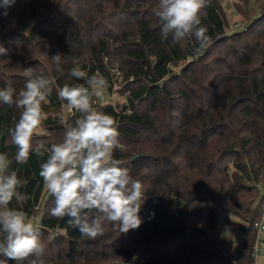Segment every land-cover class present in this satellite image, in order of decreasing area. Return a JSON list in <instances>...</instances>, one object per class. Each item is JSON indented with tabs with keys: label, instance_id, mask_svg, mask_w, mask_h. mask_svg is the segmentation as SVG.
<instances>
[{
	"label": "trees",
	"instance_id": "1",
	"mask_svg": "<svg viewBox=\"0 0 264 264\" xmlns=\"http://www.w3.org/2000/svg\"><path fill=\"white\" fill-rule=\"evenodd\" d=\"M242 1L246 29L230 30L220 1L212 0L202 20L211 39L194 53L192 38L161 37L152 13L157 0H15L8 9L0 0V45L8 50L0 56V88L11 82L18 92L26 68L55 80L48 104L57 111L43 125L52 133L39 139L46 145L60 139L70 115L64 118L56 89L83 83L70 75L78 61L89 76L103 75L108 91L126 94L123 102L97 97L95 106L116 118L115 157L145 188L139 229L120 235L109 225L102 237L82 238L67 218L48 214L54 198L39 176L46 156L15 161L8 130L20 110L0 104V152L31 197L9 206L30 220L42 213L35 226L48 245L47 264H255L254 222L264 203L257 188L264 183V2L256 10L257 0ZM57 53L60 71L51 60ZM206 201L246 223L236 224L244 233L236 255L199 226ZM209 211L214 228L215 207Z\"/></svg>",
	"mask_w": 264,
	"mask_h": 264
},
{
	"label": "clouds",
	"instance_id": "2",
	"mask_svg": "<svg viewBox=\"0 0 264 264\" xmlns=\"http://www.w3.org/2000/svg\"><path fill=\"white\" fill-rule=\"evenodd\" d=\"M212 0H157L152 13L160 26L163 39L170 35L174 43L192 38L201 52L211 37L202 20ZM15 0H3L5 9ZM4 15H7L5 11ZM8 50L0 45V56ZM55 70H61V54L51 58ZM70 75L83 83L57 87L61 109L70 114L63 122V136L46 145L39 137L49 133L43 127L55 80L33 68L24 69L23 87L17 92L9 82L0 88V104L20 110L14 126L8 130L10 143L16 149L14 159L27 164L34 154L45 157L39 164V176L54 198L48 214L58 220L67 218L69 227L81 237L95 240L111 230L127 234L141 227L142 207L146 201L144 184L133 176L131 169L115 157L121 147L120 125L116 118L99 110L95 98L109 86L100 74L89 76L78 61ZM9 156L0 152V264H47L48 245L44 233L30 221L29 214L10 207L15 200L26 203L31 197L21 189L26 181L15 170H8ZM154 215V214H153ZM51 239V237H48Z\"/></svg>",
	"mask_w": 264,
	"mask_h": 264
},
{
	"label": "rangeland",
	"instance_id": "3",
	"mask_svg": "<svg viewBox=\"0 0 264 264\" xmlns=\"http://www.w3.org/2000/svg\"><path fill=\"white\" fill-rule=\"evenodd\" d=\"M221 7L223 8L225 18L228 22L230 30L237 29V23L245 24L246 23V12L248 11V5H246L242 0H219ZM264 2V0H257L255 3L256 10H259V4ZM239 5L241 7H239ZM251 14V13H250ZM240 29V28H239ZM126 94L122 91L113 89V91H108L106 88L101 90V95L98 97V101L105 103L107 101L112 102H123L125 100ZM44 111L47 115L49 114L54 117L56 113V107L49 105L48 103L44 105ZM66 114V112H63ZM44 127V126H43ZM45 128V127H44ZM64 131V130H63ZM63 131L60 132V139L63 136ZM48 132V131H47ZM48 133H52L49 131ZM49 135V134H48ZM264 187V183H263ZM262 194V192L260 193ZM204 212L203 217L199 223V226L205 229L208 233V236L213 238L220 248L227 252L230 256H234L238 253L242 246L244 233L242 229L236 225L237 223L246 224L244 221L236 217L235 215L223 211L218 205L211 201L204 202ZM214 206L216 210L217 225L211 227L209 220V207ZM42 213H39L36 217L32 218L30 221L34 225L40 222ZM264 217V212H263ZM262 243L257 247L259 251L255 255V264H264V233L260 235ZM210 264V263H208Z\"/></svg>",
	"mask_w": 264,
	"mask_h": 264
},
{
	"label": "built area",
	"instance_id": "4",
	"mask_svg": "<svg viewBox=\"0 0 264 264\" xmlns=\"http://www.w3.org/2000/svg\"><path fill=\"white\" fill-rule=\"evenodd\" d=\"M236 27H237V29H239V28L240 29H246L245 24H241V23H237ZM67 115H70V114L69 113L64 114V118H66ZM257 188L261 192H263V194H264V187H263L262 183H258L257 184ZM262 208H263V212H264V203L262 204ZM254 226L257 228V231H258V239H257L256 245H255V249H254V253H253L254 256H255L256 252L259 251V249L257 247L262 243V240L260 239V235L262 233H264V217L262 216L261 218L257 219L254 222ZM231 264H237V263L233 262Z\"/></svg>",
	"mask_w": 264,
	"mask_h": 264
}]
</instances>
